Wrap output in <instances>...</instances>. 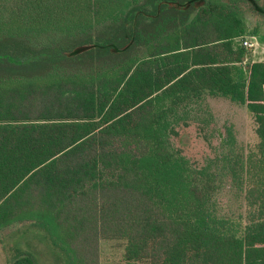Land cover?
<instances>
[{"label":"trees","instance_id":"1","mask_svg":"<svg viewBox=\"0 0 264 264\" xmlns=\"http://www.w3.org/2000/svg\"><path fill=\"white\" fill-rule=\"evenodd\" d=\"M236 1L0 0V232L31 222L67 264L103 241L128 264H264V61ZM209 99L252 114L253 151Z\"/></svg>","mask_w":264,"mask_h":264},{"label":"rangeland","instance_id":"2","mask_svg":"<svg viewBox=\"0 0 264 264\" xmlns=\"http://www.w3.org/2000/svg\"><path fill=\"white\" fill-rule=\"evenodd\" d=\"M221 1L225 2L226 0ZM258 2L264 7V0H258ZM230 4L240 13L247 27L245 36L252 35L256 30L260 47H263L264 16L255 13L251 5L244 0ZM164 19L166 24L170 20L168 10L165 12ZM253 52H249L253 60L264 61V50L262 48L258 50L257 54ZM208 102L214 124L221 128L228 127L232 129L239 147L246 153L253 151L258 143V138L255 133L256 125L252 114L246 108L224 99H209ZM187 131L191 133L192 139L185 138L184 141L190 144L196 137V142L193 144L195 148H192L191 151L200 155L207 148L203 132L198 130L197 127L190 128ZM19 253L32 255L37 262L36 264H67L63 252L54 247L46 238L45 232L31 222L14 224L0 232V264H10ZM100 264H128L124 260V244L118 241H103L101 243Z\"/></svg>","mask_w":264,"mask_h":264},{"label":"built area","instance_id":"3","mask_svg":"<svg viewBox=\"0 0 264 264\" xmlns=\"http://www.w3.org/2000/svg\"><path fill=\"white\" fill-rule=\"evenodd\" d=\"M239 43L242 44L248 52L254 51V54H257L260 48L264 50V46L260 47V41L256 35L245 36L240 40Z\"/></svg>","mask_w":264,"mask_h":264}]
</instances>
